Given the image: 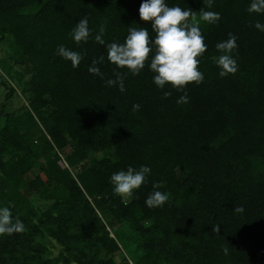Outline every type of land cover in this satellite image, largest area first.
Listing matches in <instances>:
<instances>
[{"label":"trees","instance_id":"obj_1","mask_svg":"<svg viewBox=\"0 0 264 264\" xmlns=\"http://www.w3.org/2000/svg\"><path fill=\"white\" fill-rule=\"evenodd\" d=\"M165 2L197 19L201 8L221 16L200 22L204 80L184 92L154 84L152 54L133 76L95 41L102 23L106 44L123 43L130 26L154 39L142 0H0V43L18 67L11 74L2 60L0 71L24 101L0 126V208L25 225L0 235V264H264V32L254 26L264 13L248 12L251 0ZM85 17L91 35L77 44L69 33ZM229 33L238 71L220 77L215 45ZM60 45L83 56L78 67L57 54ZM101 55L103 78L88 71ZM117 71L126 73L123 92L105 83ZM129 166L151 172L121 198L110 177ZM154 183L169 197L163 207L145 204Z\"/></svg>","mask_w":264,"mask_h":264},{"label":"clouds","instance_id":"obj_2","mask_svg":"<svg viewBox=\"0 0 264 264\" xmlns=\"http://www.w3.org/2000/svg\"><path fill=\"white\" fill-rule=\"evenodd\" d=\"M208 8H212L214 0H203ZM247 11L249 13H264V0H251ZM139 17L144 22L151 23V29L156 33L154 39H150L147 28L129 27L128 35L123 43H107L103 39L106 24L102 23L99 32L95 36V41L106 47L107 59L119 69H127L133 76L139 75L145 68L146 62L151 59L148 67L155 73L153 82L159 89H164L166 85H171L177 92H184L185 86L195 83L199 85L203 82L204 76L198 70L199 59L207 51V45L200 30V22L216 24L221 16L214 11L200 10L199 19L196 12L191 8L182 9L179 6L169 7L165 0H142L139 7ZM255 28L264 32V24L255 23ZM74 42L86 43L91 35L87 17L76 23L69 33ZM228 39L215 45L221 53L219 57H214V61L220 68L219 76L225 77L235 74L238 71V64L232 53L237 49V37L232 33L228 34ZM154 46V48H153ZM57 54L64 60L70 61L73 68L79 66L83 56L63 45L58 46ZM103 55L93 59L92 66L88 71L103 78V73L96 65L102 63ZM115 79H108L106 86H119L123 92L124 79L126 73L119 71L114 73ZM171 91H165L163 97L171 96ZM188 102L185 92L177 100L178 104ZM139 104H134L132 111L140 109ZM151 169L148 166H141L139 170L129 166L127 171H118L111 175L110 183L113 185L114 194L121 198L130 197L134 190L139 189L147 182ZM161 183L153 184V191L148 195L145 204L149 208L163 207L169 197L158 191ZM235 213H243L242 206L234 207ZM25 231L24 223L19 219H13L9 207L0 208V235H12ZM213 231H219V225L213 226ZM227 254V249H224Z\"/></svg>","mask_w":264,"mask_h":264},{"label":"rangeland","instance_id":"obj_3","mask_svg":"<svg viewBox=\"0 0 264 264\" xmlns=\"http://www.w3.org/2000/svg\"><path fill=\"white\" fill-rule=\"evenodd\" d=\"M6 47L3 46L2 43H0V61H5L4 66H10L11 68L10 73L13 74L18 69V67H11L9 63H7L8 60H6ZM9 89L14 90V94L10 95L8 98L5 96L7 95V92ZM20 97V98H18ZM22 96L19 93V90L15 87V84L9 80L3 72L0 71V126L2 125L3 116L9 112H13L17 110L21 105H24V101L21 99ZM126 198V197H124ZM30 201L32 204L38 208V210L42 211L47 208L49 205V202L42 199V196H38L37 194H32L30 196ZM109 220V219H108ZM53 255L57 253L56 249L52 250ZM114 260L118 262L120 260V256L116 255L114 256Z\"/></svg>","mask_w":264,"mask_h":264}]
</instances>
